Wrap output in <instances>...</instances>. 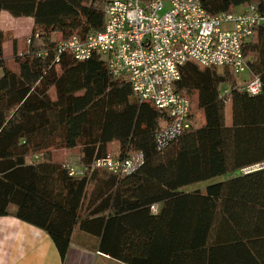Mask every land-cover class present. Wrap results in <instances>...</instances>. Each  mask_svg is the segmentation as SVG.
<instances>
[{"label":"trees","instance_id":"trees-1","mask_svg":"<svg viewBox=\"0 0 264 264\" xmlns=\"http://www.w3.org/2000/svg\"><path fill=\"white\" fill-rule=\"evenodd\" d=\"M107 1L0 0V12L33 21L21 51L12 41L8 60L0 30V216L47 232L61 258L78 232L90 239L85 246L125 264H144L140 255L169 243L177 229L191 227L194 243L221 235L264 240V166L256 167L264 163V23L244 47L260 91L240 90L230 70L187 62L174 88L189 101L190 127L161 140L171 123L166 110L133 97L99 55L77 61L57 52L69 37L102 29ZM199 1L210 15L255 5L264 17V0ZM223 84L229 90L220 97ZM113 144L114 155L140 152L142 163L122 175L92 167ZM57 149L76 150L83 175L53 162ZM236 171L202 190H182Z\"/></svg>","mask_w":264,"mask_h":264},{"label":"built area","instance_id":"built-area-1","mask_svg":"<svg viewBox=\"0 0 264 264\" xmlns=\"http://www.w3.org/2000/svg\"><path fill=\"white\" fill-rule=\"evenodd\" d=\"M262 23L264 17L255 5L210 15L199 0H108L102 29L84 39L69 37L58 44L57 52L77 61L99 55L111 75L129 84L133 97L166 110L171 123L159 136L164 140L190 127L189 101L174 88L185 63L227 69L236 79L247 73L239 89L252 95L260 91L259 78L248 75L244 47ZM228 90V84L221 85L219 96ZM141 163L140 152L108 154L92 167L122 175ZM65 167L71 176L83 175L78 162Z\"/></svg>","mask_w":264,"mask_h":264},{"label":"crops","instance_id":"crops-1","mask_svg":"<svg viewBox=\"0 0 264 264\" xmlns=\"http://www.w3.org/2000/svg\"><path fill=\"white\" fill-rule=\"evenodd\" d=\"M182 190L189 192L197 189L182 188ZM156 213L157 205L154 209H149L150 215ZM144 220L146 218H143L142 222ZM177 230L168 237L172 238L169 243H165L166 241L156 243L153 253L145 251L143 256L140 255V262L144 264H264V240H258L254 236L228 241L227 237L221 235L214 236L215 241L212 242L207 240L194 243L189 242V239L194 238L191 227L188 231ZM210 234H206L207 239ZM157 235L159 240L162 237L166 238L161 231H158ZM219 238L222 239L216 241ZM87 239L89 238L76 232L74 240L70 242L61 258L47 232L11 215L0 216V264H125L85 246L87 244L84 240ZM92 242L90 244L95 245L94 241ZM189 244L193 246L196 244L197 248L189 249L187 248ZM181 247L183 250H176Z\"/></svg>","mask_w":264,"mask_h":264},{"label":"rangeland","instance_id":"rangeland-1","mask_svg":"<svg viewBox=\"0 0 264 264\" xmlns=\"http://www.w3.org/2000/svg\"><path fill=\"white\" fill-rule=\"evenodd\" d=\"M6 15V16H3ZM6 17V18H3ZM0 28L4 35L3 43H2V50L3 55L5 59H9L11 51H12V41L16 40V46L17 50L21 51L23 49V46L25 45L26 40L28 39L29 34L32 30V20L28 17H12L7 12L1 11L0 12ZM9 65L13 67L12 62L9 61ZM247 79V73H243L242 75H238L237 77V84L240 85L243 80ZM49 96L51 99H54L55 93L54 89L51 88L49 90ZM225 121L227 124L231 121V110H230V104L228 102L225 105ZM110 152L109 154L116 153L115 151V145L113 144L110 146ZM52 160L53 162L58 163H69L75 166L77 165V157H76V150L67 151L65 149H57V150H51ZM68 161V162H66ZM256 167H260V164ZM248 170V169H246ZM243 170V171H246ZM239 172H233L226 175L217 176L205 181L193 183L190 185H187L183 188L191 190V189H204L207 185L225 181L229 178H232L234 176H237Z\"/></svg>","mask_w":264,"mask_h":264}]
</instances>
